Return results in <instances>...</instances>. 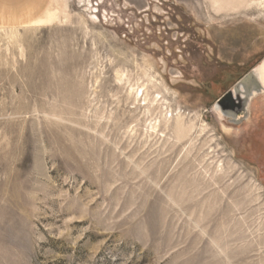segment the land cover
Here are the masks:
<instances>
[{
    "label": "rangeland",
    "instance_id": "1",
    "mask_svg": "<svg viewBox=\"0 0 264 264\" xmlns=\"http://www.w3.org/2000/svg\"><path fill=\"white\" fill-rule=\"evenodd\" d=\"M263 59L264 0H0V264H264Z\"/></svg>",
    "mask_w": 264,
    "mask_h": 264
},
{
    "label": "water",
    "instance_id": "2",
    "mask_svg": "<svg viewBox=\"0 0 264 264\" xmlns=\"http://www.w3.org/2000/svg\"><path fill=\"white\" fill-rule=\"evenodd\" d=\"M262 92L264 86L254 67L216 99L213 109L220 116L239 124L248 118L249 105L254 95Z\"/></svg>",
    "mask_w": 264,
    "mask_h": 264
},
{
    "label": "bare ground",
    "instance_id": "3",
    "mask_svg": "<svg viewBox=\"0 0 264 264\" xmlns=\"http://www.w3.org/2000/svg\"><path fill=\"white\" fill-rule=\"evenodd\" d=\"M243 0H213V4H216L218 7H223V6H227V5H231L233 3L235 4H239V3H242ZM256 70H257V73L259 75V78L262 82V85L264 86V60L261 61L257 66H256ZM136 93V92H135ZM136 95V94H135ZM142 96V94H141ZM140 96V97H141ZM138 96L135 97V99L137 98ZM183 124V123H182ZM185 125V124H184ZM191 126H183L181 125L180 123L179 124H176V127H175V133L176 135H181V136H186L187 133H189V131L191 130ZM227 130V129H226ZM229 132V131H228ZM221 253H223L222 250H220Z\"/></svg>",
    "mask_w": 264,
    "mask_h": 264
},
{
    "label": "crops",
    "instance_id": "4",
    "mask_svg": "<svg viewBox=\"0 0 264 264\" xmlns=\"http://www.w3.org/2000/svg\"><path fill=\"white\" fill-rule=\"evenodd\" d=\"M32 9V8H31ZM24 12V11H23ZM31 12H32V10H31ZM31 13L30 12H28V15L27 16H29ZM41 15L39 14L38 16H35V17H33V18H31L30 16L27 18V20H24V21H28V20H36V18H39Z\"/></svg>",
    "mask_w": 264,
    "mask_h": 264
}]
</instances>
